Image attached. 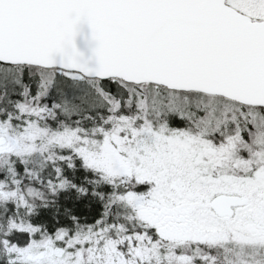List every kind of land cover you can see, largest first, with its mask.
Returning a JSON list of instances; mask_svg holds the SVG:
<instances>
[{"label": "snow or ice", "instance_id": "6c2138e0", "mask_svg": "<svg viewBox=\"0 0 264 264\" xmlns=\"http://www.w3.org/2000/svg\"><path fill=\"white\" fill-rule=\"evenodd\" d=\"M0 264H264V0H0Z\"/></svg>", "mask_w": 264, "mask_h": 264}, {"label": "water", "instance_id": "95a60500", "mask_svg": "<svg viewBox=\"0 0 264 264\" xmlns=\"http://www.w3.org/2000/svg\"><path fill=\"white\" fill-rule=\"evenodd\" d=\"M84 32H85V34H87V32H88V29H87V26H86V25L84 26ZM77 45H78V47H79L82 51L85 52L86 55L89 54L88 49H87V47L85 46L84 41H83L81 38H79V37L77 38Z\"/></svg>", "mask_w": 264, "mask_h": 264}]
</instances>
